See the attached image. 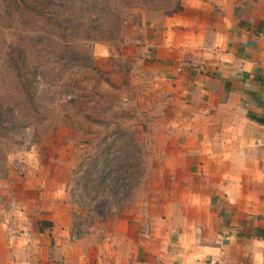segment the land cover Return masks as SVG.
<instances>
[{
  "label": "crops",
  "instance_id": "obj_1",
  "mask_svg": "<svg viewBox=\"0 0 264 264\" xmlns=\"http://www.w3.org/2000/svg\"><path fill=\"white\" fill-rule=\"evenodd\" d=\"M145 50L174 114L137 195L82 240L68 198H0V264H264V0H189Z\"/></svg>",
  "mask_w": 264,
  "mask_h": 264
},
{
  "label": "rangeland",
  "instance_id": "obj_2",
  "mask_svg": "<svg viewBox=\"0 0 264 264\" xmlns=\"http://www.w3.org/2000/svg\"><path fill=\"white\" fill-rule=\"evenodd\" d=\"M187 4L0 0V198H68L82 240L137 195L174 114L144 49Z\"/></svg>",
  "mask_w": 264,
  "mask_h": 264
},
{
  "label": "trees",
  "instance_id": "obj_3",
  "mask_svg": "<svg viewBox=\"0 0 264 264\" xmlns=\"http://www.w3.org/2000/svg\"><path fill=\"white\" fill-rule=\"evenodd\" d=\"M258 122L261 123L262 125H264V120L259 119Z\"/></svg>",
  "mask_w": 264,
  "mask_h": 264
}]
</instances>
